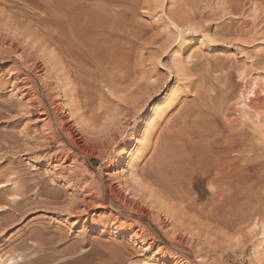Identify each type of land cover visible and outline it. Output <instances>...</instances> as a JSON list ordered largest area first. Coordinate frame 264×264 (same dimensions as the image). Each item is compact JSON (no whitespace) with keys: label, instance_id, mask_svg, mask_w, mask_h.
I'll use <instances>...</instances> for the list:
<instances>
[{"label":"bare ground","instance_id":"6f19581e","mask_svg":"<svg viewBox=\"0 0 264 264\" xmlns=\"http://www.w3.org/2000/svg\"><path fill=\"white\" fill-rule=\"evenodd\" d=\"M0 1L11 4L26 3L27 8L18 13L4 8L1 11V19L4 22L2 24L5 27L15 26L16 29L25 26L27 30L24 34L28 36L26 33H32L41 41L43 39L42 46L46 52L48 51L47 53L43 51L42 54L45 66L41 67L40 64L35 66L34 63L33 65L40 74L51 72L58 86L57 99L52 98L50 102L45 93L41 94L35 90L37 86L32 83L34 80H28L30 76L23 87L28 83L35 85L32 89L38 93L35 92L34 96H38L37 94L40 96L34 108L38 114L46 117L48 125L54 128L52 136L88 164L97 154L103 157L104 152L97 151L99 117L93 113L94 96L99 93L106 98L122 95L129 106L128 109L137 115L162 88V85L153 81L151 76H140V68L134 62L135 49L141 46L139 41L143 37L142 32L132 26L125 7L114 0L107 4H104L105 2L98 4L92 0ZM227 9L231 13L236 10L233 9L231 2H228ZM35 11L44 14L34 19L33 17L37 15ZM29 14L33 17H29ZM204 16L203 12L194 9L177 12L169 18L178 31V37L183 40L174 56L175 75L177 78L185 79L184 81L189 79L190 83L185 86L183 92L188 98L195 88L194 102L197 108H187L179 122L166 125L163 132L158 135L157 147L153 141L159 130L157 127L162 125L160 119L166 116L175 104L180 103L181 90H172L165 100L155 104L145 115L142 123L133 130L132 150L129 144H125L121 156L117 154L119 157L114 166L119 171L123 169L118 172L119 178L122 179L120 183L122 187L109 184L106 174L101 170L102 179L99 177L98 186L88 189L93 193L90 200L84 201V204L81 202L84 205V213L94 206L102 209L112 207L117 209L119 214L132 211L134 216L140 219L137 226L142 228L144 223H148L160 236L163 229L161 223H166L165 219L170 224V221L173 223L187 213L193 212L197 218L210 221V228L206 226L209 238L216 237L210 231L211 228L223 230L221 233L225 235L235 231L239 234L236 242L244 239L245 229L251 237L252 235L264 237V196H258V189L255 191L257 182H264V96L261 95L264 89L258 82L251 83L250 87L248 85L247 88L244 87L240 99L235 101L234 105H229L224 97L209 94V91L215 89L212 81L203 79L198 87V81L190 80L185 62L177 54L189 48V43L184 40L185 33H196L203 29L204 25L197 21ZM241 30L236 31L237 36H243ZM203 36L202 39L206 38L212 42L216 40L213 34L208 32ZM202 39L197 40L201 42ZM20 47L14 41L0 40V65L13 59L12 55L21 51ZM37 49H40L39 46ZM33 65L28 66L30 71ZM215 100L220 101L221 116L218 112L205 110L207 103ZM220 120L223 125H220ZM153 146L155 154L152 160L146 167L138 168L139 162ZM259 172L262 174H258ZM204 182L209 190V198L207 202L200 204L202 196L198 188L200 189L201 183ZM46 188H39L38 195L56 199L57 191ZM128 192L131 197L127 195ZM75 201L71 199L67 207H64V211L68 214L76 211L79 205L78 201ZM144 202L145 204L149 202V209L141 205ZM7 209L11 211L9 207ZM0 210L5 213L2 207ZM6 213L11 214L9 211ZM162 215L165 219L161 217ZM154 216L161 221L159 225L151 221ZM195 229L187 228L185 231L191 235ZM141 232H136L135 236L141 238L143 235ZM185 240L183 236L177 238L175 247L185 244ZM64 243V240L56 237L49 228H39L9 250L5 258L1 255L0 264L93 263L92 247L90 251L83 253L80 246H66ZM257 249L255 256L258 259L264 249V238ZM27 252L29 253L25 255ZM208 253L200 256L202 260L208 258ZM28 257L31 258L24 261ZM20 259L24 262H20ZM148 264L181 263L156 254L153 262Z\"/></svg>","mask_w":264,"mask_h":264},{"label":"rangeland","instance_id":"374dc122","mask_svg":"<svg viewBox=\"0 0 264 264\" xmlns=\"http://www.w3.org/2000/svg\"><path fill=\"white\" fill-rule=\"evenodd\" d=\"M92 1L107 4L113 0ZM114 1L125 7L132 26L142 32L143 37L139 41L141 46L135 49L134 57L135 64L140 68L139 75L151 76L153 81L162 85V88L137 115L131 113L122 95L106 98L99 93L94 96L93 113L99 117L97 151L104 152V158L97 154L92 157L89 164L76 157L67 146L52 136L54 128H51L49 122L45 120L46 117L38 114L34 108L40 96V94L34 96L36 93H45L51 102L52 98L57 99L59 91L51 72L40 74L35 69L39 64L45 66V59L42 58L45 51L42 46L43 39L41 41L32 33H26L28 34L26 36L24 33L27 29L23 25L16 29L15 26L10 25L7 28L2 24L4 22L1 19V11L4 8L18 13L27 8L26 3L11 4L0 1V40L14 41L22 48V52L12 55L13 59L0 65V207L5 210V213L0 210V257L2 255L5 258L9 250L34 230L49 228L56 237L64 240L66 246H80L83 253L90 251L92 247V264H148L153 262L156 254L181 264H262L264 249L258 259L255 251L264 237L260 235L251 237L246 233L247 229L244 230V239L241 238L237 242L239 234L235 231L225 235L221 233L223 230L211 228L210 231L216 237L209 238L206 226L210 228V221L197 218L195 213L190 212L173 223L170 221V224L163 215L161 217L166 223H161L155 216L152 217L151 221L155 225L161 223L163 228L159 236L148 223H144L142 228L137 226L140 219L134 216L132 211L119 214L117 209L112 207L102 209L94 206L84 213L83 204L84 201L90 200V195L93 194L88 189L98 186L101 170L106 174L109 184L120 186L122 179L119 178L118 172L123 169L121 171L115 169L117 157L123 153L125 144H129V148L132 147L133 130L142 123L145 115L155 104L165 100L172 90H181L180 103L175 104L164 119H160L162 125L157 127L159 130L153 141L157 147L158 135L163 132L166 125L179 122L187 108H197L194 102L195 88L187 98L183 91L190 83L189 79L184 81L185 79L177 78L175 75L174 56L183 40L178 37V31L169 18L177 12L194 9L205 14L204 17L197 19L198 23L204 25L203 29L196 33H185L184 40L189 43V48L177 55L183 58L187 73L189 70L190 80L198 81V87L203 79L212 81L215 89L209 91V94L224 97L228 104L232 105L240 99L242 90H245L247 85L250 87L254 82H258L264 89V0ZM228 2L236 9L233 13L227 9ZM35 14L37 15L34 17L32 14L28 16L36 19L38 15L44 13L35 11ZM238 30L242 31L243 36L236 35ZM207 32L213 34L216 39L214 42L202 39ZM197 39L202 40L198 42ZM38 46L40 49H37ZM32 65L36 72L33 68L32 72L29 70ZM37 73L39 75L36 76ZM27 79L34 80L32 83L34 82L37 88L32 83L23 87ZM33 87L38 92L35 93ZM215 101H209L205 110L218 112L221 116L220 101ZM56 111L57 109L53 112ZM222 123L220 120V125H223ZM154 149L155 146L148 150L143 162H139L138 168L148 165L155 154ZM107 168L109 170L111 168V171ZM257 184L255 191L258 189V196L263 197L264 182ZM205 186L204 182L201 183L200 189L198 188L202 196L200 204L207 202L209 198V190ZM41 187L56 190V199L39 196L38 190ZM71 199L78 201L79 208L68 214L64 207H67ZM141 205L146 209L150 206L149 202ZM7 207L11 211L6 210ZM7 211L11 214L6 213ZM187 228L196 229L190 235L185 231ZM136 232L145 235L137 238ZM180 236L186 239L185 244L175 247ZM207 252L208 258L202 260L200 256H205ZM31 257L25 258L24 261ZM24 261L20 259V262Z\"/></svg>","mask_w":264,"mask_h":264}]
</instances>
